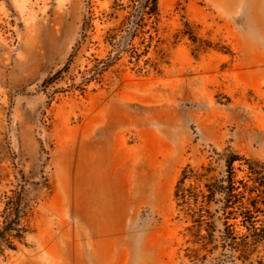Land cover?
I'll list each match as a JSON object with an SVG mask.
<instances>
[{
  "label": "rangeland",
  "instance_id": "obj_1",
  "mask_svg": "<svg viewBox=\"0 0 264 264\" xmlns=\"http://www.w3.org/2000/svg\"><path fill=\"white\" fill-rule=\"evenodd\" d=\"M158 7L114 60L112 0L78 51L84 0H0V264H187L226 223L264 237L248 193L225 212L230 182L264 185V0Z\"/></svg>",
  "mask_w": 264,
  "mask_h": 264
},
{
  "label": "trees",
  "instance_id": "obj_2",
  "mask_svg": "<svg viewBox=\"0 0 264 264\" xmlns=\"http://www.w3.org/2000/svg\"><path fill=\"white\" fill-rule=\"evenodd\" d=\"M158 1L112 0V9L114 12L108 15V17L117 19L115 16L116 11H124L127 13L115 29L120 34L110 37L108 40L113 48L119 50L114 60L118 59L130 47H134V41L137 38L148 33L146 28L152 25L159 15ZM92 3L93 0H84L85 14L79 39L74 47L75 51H78L85 45L93 29L95 18L92 11ZM234 161L230 160L228 162V169H233ZM189 173L191 172L188 170L184 171V176L179 181L177 193H184L186 190L185 181L191 178V174ZM256 186L255 190L246 189L242 194H235V186L233 182H230L225 192V212L227 216L235 215L236 208L231 205L235 203L237 197L242 196L245 199L247 193L250 195L249 203L244 205L240 202L238 205V210H240L243 218V226L249 231L255 228V222L258 216L264 215V185L257 183ZM227 219H230V217H227ZM226 228L228 235L231 237H200L198 239L199 241L196 242L200 247L189 252L190 254L187 256L190 262L187 264H253L251 259L252 255L260 245L264 244V237H260L259 235H256V237H235L233 229L227 223Z\"/></svg>",
  "mask_w": 264,
  "mask_h": 264
}]
</instances>
